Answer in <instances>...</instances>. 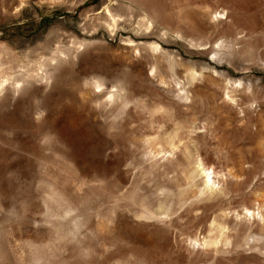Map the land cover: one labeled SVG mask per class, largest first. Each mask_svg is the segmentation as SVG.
Wrapping results in <instances>:
<instances>
[{
	"label": "rangeland",
	"instance_id": "1",
	"mask_svg": "<svg viewBox=\"0 0 264 264\" xmlns=\"http://www.w3.org/2000/svg\"><path fill=\"white\" fill-rule=\"evenodd\" d=\"M0 264H264V0H0Z\"/></svg>",
	"mask_w": 264,
	"mask_h": 264
}]
</instances>
